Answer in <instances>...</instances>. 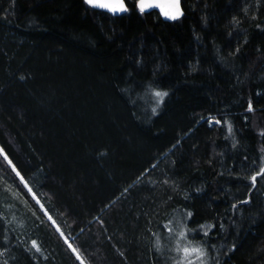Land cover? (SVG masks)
<instances>
[{"label": "trees", "instance_id": "16d2710c", "mask_svg": "<svg viewBox=\"0 0 264 264\" xmlns=\"http://www.w3.org/2000/svg\"><path fill=\"white\" fill-rule=\"evenodd\" d=\"M127 2L113 17L0 0V148L16 166L0 152V190L26 205L46 255L12 253L81 264L71 243L84 264H174L158 241L176 246L165 226L191 211L213 262L264 264V179H248L264 167V0H182L171 23ZM157 88L169 96L153 114Z\"/></svg>", "mask_w": 264, "mask_h": 264}, {"label": "snow or ice", "instance_id": "6c2138e0", "mask_svg": "<svg viewBox=\"0 0 264 264\" xmlns=\"http://www.w3.org/2000/svg\"><path fill=\"white\" fill-rule=\"evenodd\" d=\"M84 3L88 5L92 9H101L106 10L107 12L116 15V14H126L130 13L132 9L129 8L127 0H84ZM134 9L138 10L140 14H145L150 9H160L162 15L172 21H178L181 17L185 15L181 0H135L133 5ZM239 51V49H237ZM153 95L157 100L156 107L152 108L153 114L157 113V108L165 102V97L169 96V92L166 90H161L159 88L153 89ZM248 110L253 111L252 102H248ZM216 123H220V121H216ZM228 133H232V126L228 124L227 126ZM264 135V132L261 133ZM236 145L233 144V147ZM0 152H3V149L0 148ZM5 160L7 161L8 165H10L13 170H16V166L13 164V161L7 157L5 154ZM153 168L156 165H152ZM16 175L20 176V180L25 183L27 187V182L24 180V176L20 175L19 171H16ZM258 177L264 179V167H261L255 174L251 175L248 179H250L251 187H256ZM167 183V180L164 181ZM29 192H32V189L28 188ZM34 195V193H33ZM242 203H251V197L249 199L242 201ZM236 205H233L235 208ZM187 218L190 220L193 216L191 211H187L186 213ZM49 220H52V217H48ZM55 223V221H52ZM169 223H172L171 221ZM177 224L179 231L176 233L177 243L175 247V251L180 253V259L175 260L174 264H196V260L200 261V264H219L218 260L213 262L211 258L210 249L214 248L215 245L211 243V239L205 240L204 238L210 236V231H200L203 229V225L199 226L198 229H190L183 218H180L175 221ZM167 231L171 234L172 228L167 227ZM212 227H216V225H212ZM222 227V226H221ZM190 232L196 233L197 235L201 236V241L199 244L194 245L193 240L190 238ZM63 235V233H61ZM182 242H186L182 243ZM34 247L36 246V242L33 241ZM69 248L72 250L73 253L76 254L77 259L81 261V264H84V261L80 255V252L74 247L71 243H69ZM232 250H235V245L233 244ZM36 251L39 252V247H36Z\"/></svg>", "mask_w": 264, "mask_h": 264}, {"label": "rangeland", "instance_id": "374dc122", "mask_svg": "<svg viewBox=\"0 0 264 264\" xmlns=\"http://www.w3.org/2000/svg\"><path fill=\"white\" fill-rule=\"evenodd\" d=\"M215 121L216 120L212 119L211 123ZM1 154L3 157H5L3 152H1ZM15 193L16 191L11 190L9 186H6L4 189L0 190V217L2 218V222L5 226V229L7 230V238H5L2 243H0V264H18L17 257L12 253L15 247L23 248L26 254H30V256L36 261H38V257L45 258L46 255L40 241L36 238L35 234L32 233L33 231H31L28 227L30 224L28 222L29 219H23V216L20 212H23V215H26L28 211L24 210L26 205L23 203H20V208H22L23 211L20 210L17 203V201L19 202L20 200ZM43 211L45 212L44 209ZM180 218H183L185 222L188 219L187 215L185 214H179L176 217V220ZM175 221L172 222L170 226H168L174 231V236L179 231ZM173 240L174 239L171 236H160L157 247L160 251H164L165 254H171L172 250H175L176 247L173 245ZM33 241L36 242L35 247L33 245ZM182 243L186 244V242ZM36 247H39V252L36 251ZM173 254H177V260L180 259V253L175 251ZM196 264H200V261L196 260Z\"/></svg>", "mask_w": 264, "mask_h": 264}, {"label": "water", "instance_id": "95a60500", "mask_svg": "<svg viewBox=\"0 0 264 264\" xmlns=\"http://www.w3.org/2000/svg\"><path fill=\"white\" fill-rule=\"evenodd\" d=\"M181 3H182V0H181ZM95 10H98V11H101V12H105V13H108V14H110L111 16H113V17H119V16H122V15H125V14H116V15H113V14H111V13H109V12H107L106 10H101V9H95ZM152 12H157L159 15H160V17L163 19V21H165V22H175V21H172V20H169V19H167V18H165L163 15H162V13L160 12V9H158V8H156V9H150V10H148L145 14H150V13H152ZM127 14V13H126ZM182 18V17H181ZM180 18V19H181Z\"/></svg>", "mask_w": 264, "mask_h": 264}, {"label": "bare ground", "instance_id": "6f19581e", "mask_svg": "<svg viewBox=\"0 0 264 264\" xmlns=\"http://www.w3.org/2000/svg\"><path fill=\"white\" fill-rule=\"evenodd\" d=\"M3 211V210H2Z\"/></svg>", "mask_w": 264, "mask_h": 264}]
</instances>
